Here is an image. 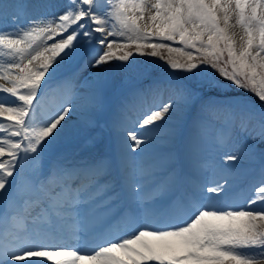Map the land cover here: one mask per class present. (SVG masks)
Here are the masks:
<instances>
[{
    "label": "snow or ice",
    "instance_id": "6c2138e0",
    "mask_svg": "<svg viewBox=\"0 0 264 264\" xmlns=\"http://www.w3.org/2000/svg\"><path fill=\"white\" fill-rule=\"evenodd\" d=\"M55 7L0 0V264H264V0ZM85 54L93 68L158 58L189 82L140 69V86L121 104L118 147L92 155L75 145L103 127L107 76L97 74L82 104L44 110L54 65ZM238 131L247 137L239 154ZM161 140L164 155L138 162ZM209 140L214 156L205 159ZM258 152L253 195L230 203V177Z\"/></svg>",
    "mask_w": 264,
    "mask_h": 264
},
{
    "label": "rangeland",
    "instance_id": "374dc122",
    "mask_svg": "<svg viewBox=\"0 0 264 264\" xmlns=\"http://www.w3.org/2000/svg\"><path fill=\"white\" fill-rule=\"evenodd\" d=\"M51 2L54 5H57V7L53 8V11L58 12L62 10L65 0H51ZM98 47V44L94 40L92 45L88 48V53L96 51ZM89 59L90 55L85 54L58 60L57 65H54L55 71L51 73L52 79L49 82V86H51V83L57 80V76L62 73L63 76H59L58 78L63 81V87H69L70 89H74L73 92H78L77 97H72L71 100L73 103L80 105L83 102L84 96L94 86V81L97 77V74L105 75L109 78L108 84L106 86V92L110 101V108L101 117V123L103 124V127L97 126L96 128L90 129L98 130L102 135V143L104 147L100 151V154H103L106 148L114 151L120 143L121 136L118 135L120 134V130L116 127V122L120 121L123 118L120 110L122 102H124L125 100H131L132 91L136 87L140 86V69L149 68L152 70L153 75H160L162 77H165L166 79L174 78L173 82H175V80H184L185 82H189L185 80V78L189 74L182 72L170 73V70L167 68L166 64L158 58L148 56H133L132 60H130L127 65L119 61H113L112 64L103 65L101 66V68L91 67V65L88 63ZM77 68H79V70H77ZM175 75H178L179 78L173 77ZM220 79L223 85H228L229 82L223 81L222 78ZM233 88L234 87L226 86L223 87L222 91L226 94L232 95L234 93ZM247 94L250 93L243 91L239 94V97L242 99L246 98L248 100V103L251 104L253 100H251L250 97L248 99ZM250 95L253 96L252 94ZM57 98L52 101V104H56ZM205 99H207V97H205ZM148 100L147 102H149ZM136 103L144 104L140 101H136ZM70 115V122L72 124H75L78 121L79 117L75 113ZM89 136H96V134L93 135L92 132L88 134V131H85L78 138L75 147H78L80 149L81 146L85 145V142L87 141ZM246 141L247 137L243 132L238 131L237 133H234L231 150L237 151L238 154L245 152ZM57 147L60 149H64L65 145H63V143L61 142L57 145ZM259 147L264 148V145H260ZM165 148L166 145L162 140L157 141L155 145L149 147L147 152L140 155V159L138 160V162L157 161L162 155H164ZM202 156L205 159L213 158L214 152L211 146V140H209V143L205 146V150L203 151ZM261 166L262 162L259 157V152L253 160L249 161L246 158L245 161L238 166L236 173L230 177V179L233 181V191L229 202L235 197L239 196V194L244 195L247 193V195L242 199H237V201L233 202V204H242L253 195V191L249 192L248 194L246 189H242L240 181L243 182L246 179H251L253 175L257 173L261 175ZM196 178L197 177H194L195 180ZM239 188L240 190L238 191Z\"/></svg>",
    "mask_w": 264,
    "mask_h": 264
},
{
    "label": "bare ground",
    "instance_id": "6f19581e",
    "mask_svg": "<svg viewBox=\"0 0 264 264\" xmlns=\"http://www.w3.org/2000/svg\"><path fill=\"white\" fill-rule=\"evenodd\" d=\"M67 88H68V87L64 88L63 91L65 92V91L67 90ZM69 100H71L70 97H69ZM148 101H149V103H150V102L152 103L151 98H149ZM146 105H147V104H143L144 107H148V106H150V105H147V106H146ZM88 132H89V131H88ZM98 134H100V133H98ZM118 135L121 136V133L118 134ZM95 145H100V140H99V139L97 140V142H96ZM93 148L98 149L99 146H94ZM93 154L96 155V154H98V153H93ZM260 176H261V175H258V176L255 175L253 178H254V179H260ZM254 179H252V180H254ZM202 180H203V177H198V178H196V180H194V182H199V181H202ZM252 180L248 181L247 183H250ZM255 182H257V180H254L253 182H251V184H254ZM258 182H259V181H258ZM251 191H252V187L249 188L248 192H251Z\"/></svg>",
    "mask_w": 264,
    "mask_h": 264
}]
</instances>
